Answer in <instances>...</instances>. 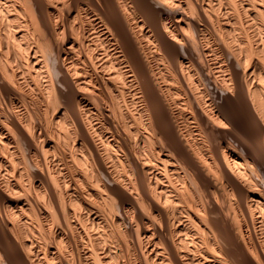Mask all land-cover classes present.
Here are the masks:
<instances>
[{
  "label": "bare ground",
  "instance_id": "6f19581e",
  "mask_svg": "<svg viewBox=\"0 0 264 264\" xmlns=\"http://www.w3.org/2000/svg\"><path fill=\"white\" fill-rule=\"evenodd\" d=\"M0 264H264V0H0Z\"/></svg>",
  "mask_w": 264,
  "mask_h": 264
}]
</instances>
